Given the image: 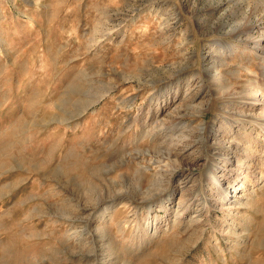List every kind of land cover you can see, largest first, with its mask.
I'll return each instance as SVG.
<instances>
[{
  "label": "rangeland",
  "instance_id": "obj_1",
  "mask_svg": "<svg viewBox=\"0 0 264 264\" xmlns=\"http://www.w3.org/2000/svg\"><path fill=\"white\" fill-rule=\"evenodd\" d=\"M261 90L264 0H0V264H264Z\"/></svg>",
  "mask_w": 264,
  "mask_h": 264
},
{
  "label": "bare ground",
  "instance_id": "obj_2",
  "mask_svg": "<svg viewBox=\"0 0 264 264\" xmlns=\"http://www.w3.org/2000/svg\"><path fill=\"white\" fill-rule=\"evenodd\" d=\"M221 26V25H220ZM219 26V27H220ZM249 27V26H248ZM252 27V26H251ZM233 29V28H232ZM231 31H233V30H231ZM256 47H258V50L259 49H262L263 48V46L261 45V44H258L257 43V45H256ZM216 82H217V84H218V86H220V88L225 84V80L224 79H221L220 78V76H217V78H216V80H215ZM260 93H261V95L262 96H264V92L261 90L260 91ZM257 95V94H256ZM258 98V97H257ZM264 98V97H263ZM91 104H87L85 107H84V109H83V111H85L89 106H90ZM264 113V112H263ZM264 115V114H263ZM241 120H244L243 122H250V123H255V122H258V121H256V120H258V119H250V118H247L246 116L245 117H242L241 118ZM242 124V123H241ZM260 126H261V128L264 130V120L263 121H261V123H260ZM259 126V127H260ZM257 128V126H254V128ZM181 139V138H180ZM180 141V140H179ZM183 141V140H182ZM185 141V140H184ZM242 149L243 150H245V151H247V150H250V148L248 147V146H243L242 147ZM221 156H223L224 158H226L225 157V155L226 154H224V155H222V154H220ZM230 157V156H229ZM234 161H237V162H239V163H241V165H243L244 164V162H242V161H239V159L236 157V156H234ZM232 165H233V163H232ZM225 166H230V164L229 163H225ZM230 167H232V166H230ZM213 169H214V171H210L211 173L209 174V179L211 180V183L213 184V188H214V190H216L217 192H218V194H219V196H220V198H221V205L223 206V205H228L229 203H231V202H224V200H225V197H226V194H227V190L224 188H222V186H223V184H225L223 181H222V179L220 178V176L223 174V171L221 172V174H217L218 172H220L219 170H218V167H217V165H215L214 167H213ZM243 170V169H242ZM237 180V179H236ZM236 185V184H235ZM219 187H221L222 188V190H220L219 189ZM238 189V188H237ZM244 189H242L241 188V192L243 191ZM239 194V193H238ZM237 194H235L234 195V197H235V199L236 200H238L239 199V195H237ZM170 199V198H169ZM220 202V201H219ZM238 201H236V202H232V203H237ZM164 207H166V209L168 210L170 207L167 205V204H164ZM191 220H193L194 221V219L193 218H191Z\"/></svg>",
  "mask_w": 264,
  "mask_h": 264
}]
</instances>
